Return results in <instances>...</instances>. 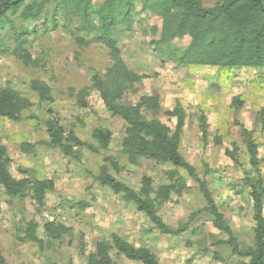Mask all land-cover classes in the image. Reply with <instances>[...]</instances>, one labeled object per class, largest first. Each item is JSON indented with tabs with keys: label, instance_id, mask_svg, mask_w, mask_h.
I'll return each instance as SVG.
<instances>
[{
	"label": "rangeland",
	"instance_id": "1",
	"mask_svg": "<svg viewBox=\"0 0 264 264\" xmlns=\"http://www.w3.org/2000/svg\"><path fill=\"white\" fill-rule=\"evenodd\" d=\"M32 1L24 0L22 7ZM201 2L204 7H211L221 0ZM22 7L7 14L11 24H0V86L10 83L30 100L31 106L17 120L0 117V145L10 158L8 169L12 176L49 178L54 186L46 192L44 206L39 208L27 194L10 197L0 185V253L6 262L61 264L70 260L73 264H86L96 244L110 242L111 234L117 233L135 247L150 249L157 264H248V257L237 255L224 242L227 234L213 226L212 216L204 210L197 178L206 180L238 247L252 246L253 209L246 180L254 181L260 176L264 183V67L178 63L177 57L189 37L160 43L157 51L161 19L140 10L138 3L132 26L121 25L113 31L121 58L140 76L119 102L134 103L143 95H156L160 107L142 108V114L169 127L175 118L166 111L177 104L185 113L179 152L194 167L195 177L179 168V186L171 190L167 200L155 205L167 225L176 227L188 221L189 226L180 235L163 234L132 202L95 177L107 156L117 165L107 163L109 172L135 191L143 176L150 177L154 189L172 183L165 174L172 168L170 163L146 158L132 163L126 158L120 147L124 122L105 108L98 91L91 88L92 76H104L113 63L108 48L95 39L100 31L96 17L93 31L85 33L75 31L78 21L73 12L66 14L60 7L55 11L53 3L46 4L36 19H23ZM15 31L27 32L25 48L31 54L28 63L13 55ZM33 79L49 86L52 101L39 100L30 88ZM83 89L89 91L84 106ZM234 97L242 102L240 106L232 104ZM200 114L207 124L205 141ZM51 117H56L66 131L73 130L82 141L95 147L98 145L92 137L93 128L109 130L108 147L93 151L76 146L75 157L64 155L49 144L46 120ZM244 131H251L257 143V169L249 164ZM23 143L29 144L28 151L22 149ZM234 150L236 161L227 154ZM192 213L195 214L190 218ZM30 221L38 226L42 247L16 231V227ZM48 221L63 223L69 231L58 239H49L43 229ZM110 254L113 264H143L124 257L115 248Z\"/></svg>",
	"mask_w": 264,
	"mask_h": 264
},
{
	"label": "trees",
	"instance_id": "2",
	"mask_svg": "<svg viewBox=\"0 0 264 264\" xmlns=\"http://www.w3.org/2000/svg\"><path fill=\"white\" fill-rule=\"evenodd\" d=\"M24 0H0V24H5L7 14L19 10ZM53 3L54 10L59 7L66 13H74L78 24L75 31L89 33L94 29L93 19L99 22L100 31L95 39L103 43L112 57L113 63L102 76L94 74L91 88L98 91L105 108L113 116L124 122V132L120 140L121 152L135 163L139 158L152 159L158 163H170L172 168L165 174L172 183L160 185L156 189L151 186V179L143 176L138 191L127 186L109 172L108 164L116 167L112 157H104V163L96 174L98 182L116 193L122 194L126 201L132 202L136 209L143 212L158 230L163 234L180 235L187 230L189 222H183L176 227L167 225L158 214L155 202L165 201L173 188L179 186L181 176L178 169L183 168L190 176L195 177L194 167L180 154L179 143L185 123V113L179 105H174L166 111L175 122L169 127L162 121L148 119L142 114V108L156 110L160 107L158 96H141L134 103H122L119 99L134 87L140 76L131 70L120 56V50L113 37V31L118 26L130 27L133 23L136 4L146 14H153L161 19V41L155 46L160 51V43L168 42L176 37L188 36L189 42L179 53L177 61L180 64L221 65L228 67H264V0H221V2L204 7L201 0H34L22 7L20 15L23 19L38 18L46 4ZM9 24L11 22L9 21ZM14 29V26L11 25ZM155 31L156 28H153ZM26 31H15L13 55L25 63L30 62L31 54L25 48ZM83 42V39L79 37ZM30 88L35 91L40 101H52L49 86L38 79L30 82ZM89 93L83 89L81 105H86L84 99ZM232 104L240 106L242 102L234 97ZM31 106L30 100L21 95L10 83L0 86V117L17 120L22 111ZM199 125L202 138L207 136V124L203 114L199 115ZM46 132L49 144L58 148L64 155L75 157L76 146H86L93 151L106 149L111 140L109 130L94 127L92 137L98 147L82 141L73 130L66 131L56 117L46 120ZM249 164L258 168L257 143L251 137V131H244ZM29 144L23 143L22 149L28 151ZM236 161L235 150L227 151ZM10 158L6 148L0 145V185L10 197L28 195L41 208L45 203L47 191L53 189L52 179L30 180L28 177L15 178L9 172ZM250 187L252 200V218L254 221L253 245L245 249L238 247L231 227L224 215L218 209L205 179L197 178L206 210L213 218V226L225 232L228 236L224 241L232 246L239 256L248 257V264H264V183L259 176L256 180H246ZM154 196L151 197V194ZM192 213L190 215L193 216ZM37 224L30 221L26 226L16 227V231L39 244L43 241L37 235ZM49 239H58L67 233L69 228L63 223L48 221L43 226ZM111 241H99L95 250L87 256L86 264H113L111 248L124 257L143 264H157L154 253L146 247H135L117 233L111 234ZM0 264H8L0 253ZM58 264V263H54ZM61 264H73L67 261Z\"/></svg>",
	"mask_w": 264,
	"mask_h": 264
}]
</instances>
